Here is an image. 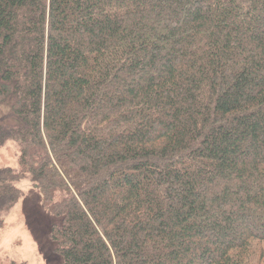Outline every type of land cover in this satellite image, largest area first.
<instances>
[{
	"label": "trees",
	"instance_id": "16d2710c",
	"mask_svg": "<svg viewBox=\"0 0 264 264\" xmlns=\"http://www.w3.org/2000/svg\"><path fill=\"white\" fill-rule=\"evenodd\" d=\"M9 139L61 264H264V0H0Z\"/></svg>",
	"mask_w": 264,
	"mask_h": 264
},
{
	"label": "rangeland",
	"instance_id": "374dc122",
	"mask_svg": "<svg viewBox=\"0 0 264 264\" xmlns=\"http://www.w3.org/2000/svg\"><path fill=\"white\" fill-rule=\"evenodd\" d=\"M0 167L19 168V146L13 139L0 145ZM21 196L0 217V264H61L55 242L49 237L53 215L42 203L40 190L31 175L16 182Z\"/></svg>",
	"mask_w": 264,
	"mask_h": 264
}]
</instances>
